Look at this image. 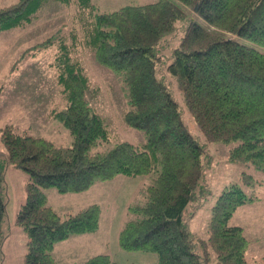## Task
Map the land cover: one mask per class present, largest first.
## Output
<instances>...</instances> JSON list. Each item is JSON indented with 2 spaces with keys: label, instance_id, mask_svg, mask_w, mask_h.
<instances>
[{
  "label": "trees",
  "instance_id": "obj_1",
  "mask_svg": "<svg viewBox=\"0 0 264 264\" xmlns=\"http://www.w3.org/2000/svg\"><path fill=\"white\" fill-rule=\"evenodd\" d=\"M50 0H16L0 7V30L33 20ZM70 3L72 0H61ZM83 24L84 42L97 62L120 74L129 88L130 109L125 121L144 130L139 145L117 142L96 154L91 149L109 139L105 118L88 98L90 77L72 53L79 33L53 34L28 47L57 45L54 64L67 106L53 109L73 135L68 146L5 126L2 139L6 160L26 171V200L16 223L27 234L25 264H60L54 255L58 241L73 234L96 231L101 208L93 203L62 216L49 203L44 188L79 192L98 179L118 174L156 173L146 188L143 203L132 204L130 218L119 231L125 250L156 252L157 264H249V240L241 225L230 224L236 209L256 197L245 186L260 184L247 170L212 207L207 237L196 236L186 218L190 202L203 196L205 146L185 122L179 101L157 74L162 38L179 20L189 18L179 43L173 47L168 70L174 74L185 103L209 141L232 144L228 158L253 166L264 174V0H179L197 13L192 17L177 0L127 4L110 12L98 11L93 0H75ZM8 181L0 167V252L6 235ZM81 264H119L108 253ZM264 264V255L261 262Z\"/></svg>",
  "mask_w": 264,
  "mask_h": 264
},
{
  "label": "rangeland",
  "instance_id": "obj_2",
  "mask_svg": "<svg viewBox=\"0 0 264 264\" xmlns=\"http://www.w3.org/2000/svg\"><path fill=\"white\" fill-rule=\"evenodd\" d=\"M16 0H0V7ZM157 0H93L98 11L110 12L127 4H144ZM194 18H199L192 8L177 0ZM75 0L48 1L25 25L9 30H0V167L6 171L7 213L2 221L6 235L0 252V264H25L27 234L16 223L18 211L26 200V171L7 162V146L2 139V130L11 125L20 132H29L46 137L58 146H68L73 135L68 127L53 117V109L67 106L62 86L58 81V68L54 64L57 45L30 51L28 47L41 42L53 34H62L70 43V32L76 29L78 42L73 44L72 53L81 61L90 77L88 98L91 105L105 118L110 137L101 140L91 153L107 151L117 142L130 141L143 145L144 130L135 128L125 121L130 109L129 88L123 77L111 68L97 62L93 51L84 42L83 24ZM189 18L179 20L174 31L166 34L159 45L161 60L157 63V74L163 79L177 98L183 118L191 132L205 146L204 175L201 185L208 192L189 203L186 218L196 236L207 237L212 207L223 190L234 181H241L243 170L252 172L260 181L255 187L245 186L255 194V201L241 204L230 219V224L241 225L249 240L246 257L249 264L261 262L264 255V174L253 166L231 162L228 158L232 144L209 141L190 113L184 94L174 74L167 66ZM156 173L129 176L118 174L112 179H98L84 191L61 192L57 187L44 188L49 203L62 216L97 203L101 208L100 226L96 231L73 234L60 240L54 255L60 264H81L89 257L108 253L119 264H157L156 252L125 250L119 244L121 227L134 214L132 204L143 203L146 188ZM211 264H216L213 261Z\"/></svg>",
  "mask_w": 264,
  "mask_h": 264
}]
</instances>
